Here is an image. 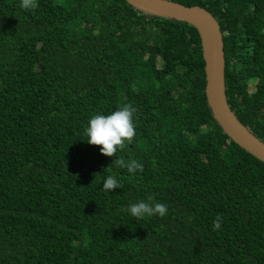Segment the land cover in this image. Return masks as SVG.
<instances>
[{
  "label": "trees",
  "instance_id": "1",
  "mask_svg": "<svg viewBox=\"0 0 264 264\" xmlns=\"http://www.w3.org/2000/svg\"><path fill=\"white\" fill-rule=\"evenodd\" d=\"M173 1L218 22L227 103L264 142V0ZM204 87L185 21L125 0H0V264H264V163ZM124 105L135 134L106 156L83 129ZM108 175L121 187L102 189ZM140 200L168 211L134 218Z\"/></svg>",
  "mask_w": 264,
  "mask_h": 264
},
{
  "label": "water",
  "instance_id": "2",
  "mask_svg": "<svg viewBox=\"0 0 264 264\" xmlns=\"http://www.w3.org/2000/svg\"><path fill=\"white\" fill-rule=\"evenodd\" d=\"M125 1L141 12L185 21L196 29L204 61V93L213 118L233 142L264 163V142L237 119L227 103L222 34L213 15L199 5L173 0Z\"/></svg>",
  "mask_w": 264,
  "mask_h": 264
},
{
  "label": "clouds",
  "instance_id": "3",
  "mask_svg": "<svg viewBox=\"0 0 264 264\" xmlns=\"http://www.w3.org/2000/svg\"><path fill=\"white\" fill-rule=\"evenodd\" d=\"M20 7L26 9L35 7V0H20ZM134 111L135 109L129 105H124L107 115L100 113L92 115L83 129L87 142L89 144L100 145L99 151L102 154L113 156L117 148L122 146L126 140L131 141V138L135 134L132 117ZM117 163L121 166H126L130 173L142 168V164L136 160H131L126 165L122 161H117ZM117 187L120 188L121 185L115 177L108 175L103 178L102 189L111 191ZM148 199L151 200V197ZM126 210L130 216L142 219L153 215L163 217L168 211V206L160 202L149 203L140 200L130 203ZM219 221V216L213 220V229L220 227Z\"/></svg>",
  "mask_w": 264,
  "mask_h": 264
}]
</instances>
